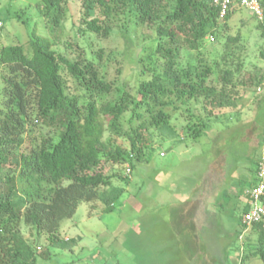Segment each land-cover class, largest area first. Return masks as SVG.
Segmentation results:
<instances>
[{
	"label": "trees",
	"instance_id": "obj_1",
	"mask_svg": "<svg viewBox=\"0 0 264 264\" xmlns=\"http://www.w3.org/2000/svg\"><path fill=\"white\" fill-rule=\"evenodd\" d=\"M79 1L85 16V29L80 30L83 34L107 38L116 27L126 32L131 25L146 27L154 33V50L147 61L131 59L138 78L134 94L125 83L107 79L104 50L97 51L95 57L70 60L54 47L71 10V0L36 3L51 37L39 36L33 30L28 52L22 44L1 47L0 264L48 261L51 252H38L42 248L36 247L42 236L53 248L63 250L75 245L76 240L59 236L62 221L72 218L81 203L93 209L95 202L101 201L106 205L104 213L111 212L123 193L113 187L116 175L106 168V163L115 166L126 162L135 169L144 160V150L153 143V131L160 133L171 127L173 116L182 106L211 96L214 91L206 83L210 76L218 75L221 66L227 75L231 74V50L225 49L211 66L200 60L198 65L184 69L179 60L183 47L199 54L208 38L219 41L220 30L232 14L241 10L238 7L221 19L214 0ZM261 5L264 11V0ZM260 22L264 36V17ZM124 38L132 42L128 36ZM237 40L227 37L225 48ZM240 70L238 64L236 72ZM64 73L74 80L80 93L67 92ZM263 80L261 76L251 82L258 88ZM114 94L116 97L108 100ZM217 108L218 103L212 100L204 106L206 118L196 116L197 123L187 126L195 140L210 130ZM260 120H264V97L257 121ZM107 132L111 135L104 141ZM117 139H124L128 146ZM260 163L253 162L257 173ZM121 179L129 182L127 177ZM257 183L256 174L253 179H242L238 194L232 198L229 219L242 230L247 229L243 216L235 220L233 214L243 201L240 197L247 202L245 190ZM23 227L29 230L34 243L25 238ZM250 229L258 231V244L245 245L241 257L237 255L239 246L232 252L244 264L250 258L264 264V221ZM208 262L222 264L216 258Z\"/></svg>",
	"mask_w": 264,
	"mask_h": 264
},
{
	"label": "rangeland",
	"instance_id": "obj_2",
	"mask_svg": "<svg viewBox=\"0 0 264 264\" xmlns=\"http://www.w3.org/2000/svg\"><path fill=\"white\" fill-rule=\"evenodd\" d=\"M37 2L0 0V49L22 44L28 52L33 30L39 36L51 37L36 8ZM70 6L54 49L70 60L95 57L97 51L104 50L107 79L125 83L134 94L138 78L131 59H149L154 50L152 30L131 25L128 32L116 27L107 38L83 34L80 30L85 29V16L81 2L71 0ZM260 23L241 9L220 30L219 41L208 38L199 54L183 47L179 62L184 69L198 65L200 60L211 66L225 49L231 50V74L227 75L221 66L218 75L210 76L206 83L214 91L211 96L182 106L168 129L160 133L152 130L153 143L144 150V160L130 175L126 174V162L115 166L106 163V168L116 175L113 187L123 192L112 211L104 213L106 205L101 201L95 202L93 209L88 203H81L72 218L62 221L59 233L61 238L78 242L62 250L51 247L42 236L36 247L42 248L38 252L48 249L51 259H40L38 264H210L211 258L222 264H244L232 250L239 246L237 255L241 257L245 245L258 244V231L251 226L242 230L229 217L240 181L257 176L253 162L264 163V120L257 121L264 86L258 91L251 82L255 77H264ZM124 36L132 42L128 43ZM227 37L238 38L228 49L224 46ZM238 64L241 70L236 72ZM2 75L0 72V100ZM63 77L68 93H80L68 74ZM115 97L116 94L108 100ZM212 100L218 108L213 111L211 128L195 140L187 126L197 123L196 116L206 118L204 106ZM110 135L107 132L104 141ZM117 142L128 146L124 139ZM123 177L129 182H124ZM240 200L243 201L233 214L235 220L244 217L250 208L244 197ZM23 234L35 242L26 227ZM245 264L261 262L250 258Z\"/></svg>",
	"mask_w": 264,
	"mask_h": 264
},
{
	"label": "built area",
	"instance_id": "obj_3",
	"mask_svg": "<svg viewBox=\"0 0 264 264\" xmlns=\"http://www.w3.org/2000/svg\"><path fill=\"white\" fill-rule=\"evenodd\" d=\"M214 3L220 8V17L223 19L235 7L247 10L252 15L256 16L258 20H263L264 11L261 5V0H214ZM0 27L2 22L0 21ZM264 86V80L257 89L260 91ZM126 174L130 175L132 169L129 164L126 165ZM258 183L255 187L246 192L247 201L249 203V210L243 217V223L247 227L253 224H258L264 221V163H260V168L257 173ZM40 250V248H38Z\"/></svg>",
	"mask_w": 264,
	"mask_h": 264
},
{
	"label": "crops",
	"instance_id": "obj_4",
	"mask_svg": "<svg viewBox=\"0 0 264 264\" xmlns=\"http://www.w3.org/2000/svg\"><path fill=\"white\" fill-rule=\"evenodd\" d=\"M68 238H66L65 240H67ZM70 239V238H69ZM74 240H76V239H74ZM78 241L76 240V243H77Z\"/></svg>",
	"mask_w": 264,
	"mask_h": 264
}]
</instances>
